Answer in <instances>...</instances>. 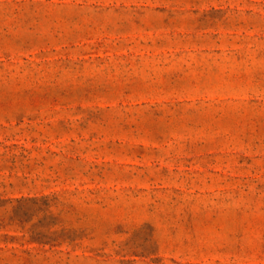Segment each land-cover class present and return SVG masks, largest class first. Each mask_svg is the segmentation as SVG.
Returning a JSON list of instances; mask_svg holds the SVG:
<instances>
[{
  "label": "rangeland",
  "instance_id": "obj_1",
  "mask_svg": "<svg viewBox=\"0 0 264 264\" xmlns=\"http://www.w3.org/2000/svg\"><path fill=\"white\" fill-rule=\"evenodd\" d=\"M0 264H264V0H0Z\"/></svg>",
  "mask_w": 264,
  "mask_h": 264
}]
</instances>
